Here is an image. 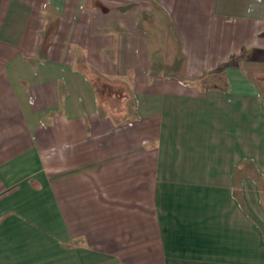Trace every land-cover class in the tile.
<instances>
[{
    "label": "crops",
    "instance_id": "0c3cea01",
    "mask_svg": "<svg viewBox=\"0 0 264 264\" xmlns=\"http://www.w3.org/2000/svg\"><path fill=\"white\" fill-rule=\"evenodd\" d=\"M251 52L264 0H0V264H264Z\"/></svg>",
    "mask_w": 264,
    "mask_h": 264
},
{
    "label": "rangeland",
    "instance_id": "374dc122",
    "mask_svg": "<svg viewBox=\"0 0 264 264\" xmlns=\"http://www.w3.org/2000/svg\"><path fill=\"white\" fill-rule=\"evenodd\" d=\"M241 71L245 72L246 74L251 76V73H260L258 67L260 65L259 60L264 58V55L260 54L259 52H251L245 56H241ZM238 61V59H237ZM198 84V83H197ZM202 86V85H200ZM99 88V103L103 105V110L106 113L108 112V105L112 103L110 101V95L107 91L108 87L106 86L105 82H101L98 85ZM102 110V108H101Z\"/></svg>",
    "mask_w": 264,
    "mask_h": 264
}]
</instances>
